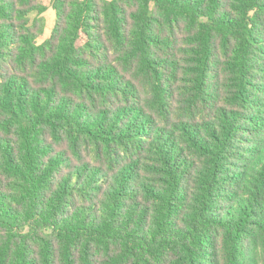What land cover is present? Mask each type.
<instances>
[{
	"label": "trees",
	"instance_id": "16d2710c",
	"mask_svg": "<svg viewBox=\"0 0 264 264\" xmlns=\"http://www.w3.org/2000/svg\"><path fill=\"white\" fill-rule=\"evenodd\" d=\"M0 0V264H264V0Z\"/></svg>",
	"mask_w": 264,
	"mask_h": 264
},
{
	"label": "rangeland",
	"instance_id": "374dc122",
	"mask_svg": "<svg viewBox=\"0 0 264 264\" xmlns=\"http://www.w3.org/2000/svg\"><path fill=\"white\" fill-rule=\"evenodd\" d=\"M45 5L48 6L49 10L45 14L46 20H47V29L45 32V35L41 37L38 42L42 43L45 39H47L50 35L51 29L53 28L55 24V15L53 10L51 9V0H43Z\"/></svg>",
	"mask_w": 264,
	"mask_h": 264
},
{
	"label": "crops",
	"instance_id": "0c3cea01",
	"mask_svg": "<svg viewBox=\"0 0 264 264\" xmlns=\"http://www.w3.org/2000/svg\"><path fill=\"white\" fill-rule=\"evenodd\" d=\"M47 29V28H46Z\"/></svg>",
	"mask_w": 264,
	"mask_h": 264
}]
</instances>
